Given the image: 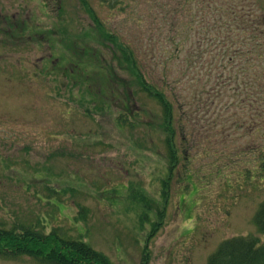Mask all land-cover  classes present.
<instances>
[{
    "label": "rangeland",
    "instance_id": "rangeland-1",
    "mask_svg": "<svg viewBox=\"0 0 264 264\" xmlns=\"http://www.w3.org/2000/svg\"><path fill=\"white\" fill-rule=\"evenodd\" d=\"M86 1L123 34L151 29L146 21L121 20L99 0ZM138 2L131 12L146 14L152 4ZM258 5L264 8V0ZM58 11L72 20L65 26L70 38L86 41L75 36L82 33L78 22L92 25L79 0H0V30L10 19L33 26L18 48L2 45L0 32V222L53 224L114 264H206L223 239L253 234L263 241L252 217L264 199V180L255 172L247 180L243 169L253 164L243 161L250 158L246 145L252 139L241 128H230L224 139L227 166L211 148L221 127L203 136L198 130L191 138L184 133L186 139L176 134L178 160L171 170L161 158L168 156L162 137L151 134L155 151L138 148L131 137L139 133L118 127L113 114L87 117L58 97L53 85L26 77L38 74L42 58L51 56L46 43L36 42L53 30ZM145 102L158 110L150 99ZM35 170L46 171L47 180L39 178L45 183H36L40 195L47 196L44 184L55 189L48 199L36 196L40 202L30 188ZM0 264L38 262L23 256Z\"/></svg>",
    "mask_w": 264,
    "mask_h": 264
},
{
    "label": "trees",
    "instance_id": "trees-1",
    "mask_svg": "<svg viewBox=\"0 0 264 264\" xmlns=\"http://www.w3.org/2000/svg\"><path fill=\"white\" fill-rule=\"evenodd\" d=\"M79 1L92 25L78 22L82 33L75 36L86 41L70 38L65 26L72 20L58 11L53 30L36 42L46 43L51 56L42 58L38 74L26 77L53 85L58 97L64 96L87 117L113 114L118 127L139 133L131 137L138 148L155 151L151 134L162 137L168 156L161 158L171 170L178 160L176 134L186 139L184 133L191 138L198 130L203 136L221 127L214 132L218 139L211 148L223 159L217 162L227 166L225 159L231 158L224 139L230 128H241L252 139L246 145L250 158L243 161L253 164L243 169L247 180L254 172L259 182L264 180V8H259V0H143L146 7L152 4L146 14L142 9L131 12L138 0H99L121 20L133 19L136 25L146 21L151 27L133 36L107 26L86 0ZM27 24V19L6 21L1 44L20 47L33 27ZM145 99L158 110L150 109ZM34 172L38 178L30 188L36 197V183H45L40 179L47 176L43 170ZM42 189L45 199L55 190L45 184ZM252 221L264 235V199ZM38 225L0 222V259L26 256L38 264H114L68 231ZM206 264H264V240L253 234L223 239Z\"/></svg>",
    "mask_w": 264,
    "mask_h": 264
}]
</instances>
